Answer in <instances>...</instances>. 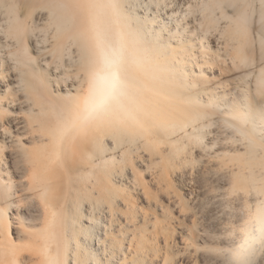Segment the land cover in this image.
Segmentation results:
<instances>
[{
	"label": "bare ground",
	"instance_id": "obj_1",
	"mask_svg": "<svg viewBox=\"0 0 264 264\" xmlns=\"http://www.w3.org/2000/svg\"><path fill=\"white\" fill-rule=\"evenodd\" d=\"M139 1L144 0H0V87L9 90L11 75L17 77L28 103L24 116L32 143L12 141L25 172L17 183L4 159L12 125L3 114L14 106L4 105L0 93V264L113 263L122 244L112 232L114 220L102 224L97 214L108 209L112 216L118 196L109 170L115 158L105 156L107 139L113 151L132 140L155 150L164 139L178 157L187 146L204 149L210 128H223L231 144L244 147L242 154L227 155L237 166L228 195L242 196L244 202L253 197L251 203L264 199V133L258 123L264 64L253 74V86L232 98L207 85L216 65L237 71L264 61V0H197L189 8L207 30L224 19L223 29H215L224 42L222 55L213 53L207 36L191 38L187 24L179 30L183 24L178 19L169 25L139 16L134 10ZM217 14L221 21H214ZM39 16L42 23H37ZM47 43L43 51L39 45ZM43 55L59 64L66 57L80 89L55 94L46 69L38 65ZM104 66L112 79L115 74V87L98 104L89 93L88 77ZM195 158L189 159L191 165ZM88 183L95 194L87 190ZM22 205L35 214L27 217ZM135 206H127L129 217L137 213ZM99 230L101 253L93 249V242H100ZM145 244L132 256L125 253L122 264H148ZM228 246L208 249L225 264Z\"/></svg>",
	"mask_w": 264,
	"mask_h": 264
},
{
	"label": "rangeland",
	"instance_id": "obj_2",
	"mask_svg": "<svg viewBox=\"0 0 264 264\" xmlns=\"http://www.w3.org/2000/svg\"><path fill=\"white\" fill-rule=\"evenodd\" d=\"M196 1L167 0L165 5L155 6L144 0L137 2L134 10L139 16L157 17L159 21L169 25L175 23H171L172 20L178 19L183 24L179 30H184L187 24L191 38L198 41L201 35L207 36L214 43L213 53L220 52L222 55L224 42L219 38L218 33L225 26L224 19L217 14L219 19L213 20L217 22L222 19L223 21H219V25H216L214 29L207 30L206 26L200 27L198 18L194 16L197 19L195 20L193 15L188 13L189 8ZM228 9L231 12L230 8ZM217 15L215 18H218ZM42 22V17L39 16L37 23ZM213 22L212 26L215 25ZM205 27L206 29H204ZM215 29L219 30L218 33L215 32ZM39 46L45 47L43 51L48 50V43ZM63 59L65 66L52 62L49 55L40 56L38 60V65L46 69L51 79V90H54L55 94L60 92L62 95L66 93V90L74 93L80 89V80L75 77L72 68L70 70L67 67L66 57ZM256 61L254 62L255 66H241L242 68L240 67V70L237 69V71L232 68L233 71L222 67L219 69L216 65L213 70L215 72L214 79H211L207 85L218 93L229 94V97L232 98L244 87L251 86L254 82L253 74L256 73L259 66L264 64V61H260L261 63L258 59ZM48 63L49 66H47ZM11 79L8 82L9 90L6 87H0L4 105L13 103L14 106L11 107L10 114L8 112L3 114L4 120L12 125V135L7 136L4 141L7 144L4 147V159L13 180L19 183L24 181L25 172L20 156L14 147L15 143L12 141L14 138H18L28 146L32 143L29 141L31 134L26 127L24 116L28 106L25 93L20 90L17 77L11 75ZM59 88H61L60 91L57 90ZM263 97L260 96L258 100H263ZM210 130L209 134H206L207 146L204 149H200L202 148L200 146H196L197 148L194 146V149L187 146L184 151H181L184 153L178 154V157L174 155V147L164 139L155 150H149L139 142L133 144L132 140L122 142L115 151L110 150L112 141L107 139L106 145L109 151L104 155L106 157L112 155L115 158V163H111L113 167L110 166L109 170L111 183L115 185V192L118 196L112 207V216L108 209H102L97 214L99 222L102 224L114 220L111 229L116 239L120 240L122 244L121 251L115 255L112 264H122L125 253L134 255L136 249L142 248L144 243H146L145 249L142 251L147 255L148 264H222L221 257L208 248L228 245V242L222 238L225 226L237 216L238 209L244 202L242 196L228 195L232 178L237 172V166L227 157V155L244 153V147L240 142L231 144L223 128L212 127ZM0 142L2 143L1 137ZM193 155L196 156L197 161L195 160V164L191 165L189 159H194ZM166 164L167 167H165ZM172 165L174 170L171 168ZM163 167L166 169L164 174L161 169ZM89 185L88 183L87 190L92 187ZM92 190L89 192L95 194V190L94 192ZM18 191L20 195L24 194L20 187ZM249 198V202L254 201L253 197ZM128 205H136L134 211L137 210V213L134 212L133 218L129 217L126 212ZM87 206L85 203L83 207L86 211ZM34 210V208L29 209L22 205V213L27 217L35 214ZM12 213L14 214L16 211H12ZM13 221H15L13 230L16 233V220ZM99 228L101 230L102 227ZM100 230L98 237L100 242L98 243L97 240L96 243L93 242V249L97 253H101L103 249L104 238Z\"/></svg>",
	"mask_w": 264,
	"mask_h": 264
},
{
	"label": "clouds",
	"instance_id": "obj_3",
	"mask_svg": "<svg viewBox=\"0 0 264 264\" xmlns=\"http://www.w3.org/2000/svg\"><path fill=\"white\" fill-rule=\"evenodd\" d=\"M89 93L98 102L113 91V79L108 67L89 72ZM229 246L224 249L225 264H251V257L264 248V199L255 203L245 201L237 216L225 226L222 237Z\"/></svg>",
	"mask_w": 264,
	"mask_h": 264
},
{
	"label": "snow or ice",
	"instance_id": "obj_4",
	"mask_svg": "<svg viewBox=\"0 0 264 264\" xmlns=\"http://www.w3.org/2000/svg\"><path fill=\"white\" fill-rule=\"evenodd\" d=\"M113 85H115V74H113ZM261 93L264 94V79L260 82ZM95 106H93V111ZM259 127L261 132L264 133V108H261L258 118ZM261 141L264 142V135L261 136ZM251 264H264V248L259 249L252 257Z\"/></svg>",
	"mask_w": 264,
	"mask_h": 264
}]
</instances>
